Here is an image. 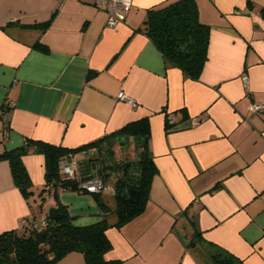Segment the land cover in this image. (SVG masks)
<instances>
[{"label":"crops","instance_id":"0c3cea01","mask_svg":"<svg viewBox=\"0 0 264 264\" xmlns=\"http://www.w3.org/2000/svg\"><path fill=\"white\" fill-rule=\"evenodd\" d=\"M170 1L132 0L124 19L108 26L94 0H0V111L9 125L4 134L0 119V153L26 138L76 148L147 118L146 146L157 170L149 199L141 214L107 228L105 257L215 264L210 253L219 249L236 264H264V112L251 108L264 104V0H194L209 25L196 79L145 33L147 8ZM166 116L175 119L170 129ZM23 163L27 198L0 161V232L21 230L24 218L44 219L55 206L43 190L44 155L31 150ZM46 198L54 203L44 213ZM57 199L78 224L102 214L91 194L61 189ZM54 264L85 260L72 251Z\"/></svg>","mask_w":264,"mask_h":264},{"label":"trees","instance_id":"16d2710c","mask_svg":"<svg viewBox=\"0 0 264 264\" xmlns=\"http://www.w3.org/2000/svg\"><path fill=\"white\" fill-rule=\"evenodd\" d=\"M145 33L162 52L163 56L174 63L183 73L196 79L207 58V45L209 25L203 24L197 14V4L194 0H176L157 7H149L146 10ZM48 22L42 24L46 26ZM43 49L45 45L37 43ZM0 119L3 121L1 131H8V120H5V111L2 110ZM166 129L173 126L167 121ZM149 125L147 118L126 122L121 128L110 134L81 145L76 148H65L61 145L45 141L26 138L24 144L18 148L7 149L0 153V161H6L19 191L24 197H30L31 179L28 176L23 163L24 154L31 150L39 152L45 157V182L43 190L52 194L55 199V217L49 214L44 219L26 217L23 220H31V223L21 222V230L11 229L0 232V264H54L67 253L78 251L83 255L85 264H123L118 259H107L105 254L111 248L110 240L105 234L111 225L121 226L129 222L135 216L141 214L149 197L150 183L156 174V167L152 161L147 140ZM133 140L137 144V156L128 161L119 159L113 162L116 155L115 145L121 139ZM89 158L80 160V167L76 172L77 177L63 175L60 172L59 163L71 155L80 156L82 153H91ZM95 162L103 171V187L108 170L115 172L113 191L116 199L112 209L100 197L102 189L88 192L80 188V184L88 179L91 163ZM110 171V172H111ZM106 172V173H105ZM105 188V187H104ZM103 188V189H104ZM134 188L139 191L137 202H129L122 198V191ZM74 190L78 193L91 194L97 201L102 214L99 219L89 224H78L75 216L68 213L67 208L57 199L59 190ZM42 193V192H41ZM115 213L116 221L109 223V215ZM196 231L194 236H199ZM194 237L189 242L193 244ZM211 258L215 264H236L234 258L217 249L211 252Z\"/></svg>","mask_w":264,"mask_h":264},{"label":"built area","instance_id":"2783aa9c","mask_svg":"<svg viewBox=\"0 0 264 264\" xmlns=\"http://www.w3.org/2000/svg\"><path fill=\"white\" fill-rule=\"evenodd\" d=\"M58 4L62 3L64 0H56ZM94 6L102 9L107 18V25L108 26H113L120 22L121 20L124 19L125 15L129 11V8L131 7L132 0H94ZM241 80L243 81V84L247 87V76L244 73L241 76ZM117 97L119 99H126L131 106H136V103L131 100L130 98L126 97L122 92L118 93ZM9 105H11L9 103ZM252 112L253 113H258V112H264V104L260 102H254L251 104ZM2 110L0 111V115H2ZM169 123H173L175 119H168L167 120ZM191 123L195 124L198 123V119L193 118L191 120ZM121 144L123 145L124 139L120 140ZM137 147V144H136ZM92 152H96L94 148H92L91 153H82L80 156L76 155H71L64 159L61 160L59 163V168L60 172L63 175L72 176V177H77L76 172L78 171V168L80 167V160H84L89 158V156L92 155ZM88 179H85L84 181L81 182L80 188H84L88 192H94L98 191L100 189H103V175L101 174V169L99 168V165L96 164L95 162L91 163V169L88 172ZM23 222H28L31 223L32 221L29 220H23ZM22 222V223H23Z\"/></svg>","mask_w":264,"mask_h":264},{"label":"rangeland","instance_id":"374dc122","mask_svg":"<svg viewBox=\"0 0 264 264\" xmlns=\"http://www.w3.org/2000/svg\"><path fill=\"white\" fill-rule=\"evenodd\" d=\"M125 142H127V144H125V145L124 144L122 145L121 141L117 145H115L116 155L113 158L114 159L113 162H115L116 160H119V159L128 161L130 159L136 158L138 149L136 147L135 142L129 141L128 139ZM110 171L111 170L107 169V172H109V174L105 178V181H104L105 182L104 183L105 188L102 189L100 197L103 201L105 200V202L108 203L111 207H114L116 204V199L114 196L113 185H114V181H115L114 179L117 177L118 174H116L115 172L112 173V171L111 172ZM101 172L103 173L102 170H101ZM51 202H53V201H52V199H49V198H46L43 201L42 208H43L44 213L46 212V210L50 206H52Z\"/></svg>","mask_w":264,"mask_h":264},{"label":"water","instance_id":"95a60500","mask_svg":"<svg viewBox=\"0 0 264 264\" xmlns=\"http://www.w3.org/2000/svg\"><path fill=\"white\" fill-rule=\"evenodd\" d=\"M121 195H122V198H124V200L129 201V202L130 201L131 202H137L138 199H139V191L136 190V189H134V188H130V189H127V190H123L122 193H121ZM47 214H49L51 217H55L56 214H55L54 207H50L47 210Z\"/></svg>","mask_w":264,"mask_h":264}]
</instances>
